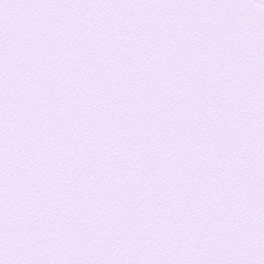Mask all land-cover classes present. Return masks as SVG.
Returning <instances> with one entry per match:
<instances>
[{"label":"snow or ice","instance_id":"obj_1","mask_svg":"<svg viewBox=\"0 0 264 264\" xmlns=\"http://www.w3.org/2000/svg\"><path fill=\"white\" fill-rule=\"evenodd\" d=\"M0 264H264V0H0Z\"/></svg>","mask_w":264,"mask_h":264}]
</instances>
